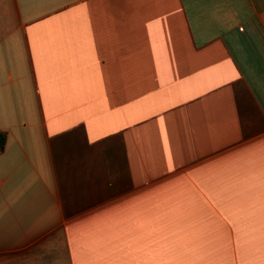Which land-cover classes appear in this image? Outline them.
Wrapping results in <instances>:
<instances>
[{
    "label": "crops",
    "instance_id": "crops-1",
    "mask_svg": "<svg viewBox=\"0 0 264 264\" xmlns=\"http://www.w3.org/2000/svg\"><path fill=\"white\" fill-rule=\"evenodd\" d=\"M0 132V264H264V0H0Z\"/></svg>",
    "mask_w": 264,
    "mask_h": 264
},
{
    "label": "rangeland",
    "instance_id": "rangeland-1",
    "mask_svg": "<svg viewBox=\"0 0 264 264\" xmlns=\"http://www.w3.org/2000/svg\"><path fill=\"white\" fill-rule=\"evenodd\" d=\"M262 202V201H261ZM257 214L260 219V222L256 224V227L260 231H264V206H261L259 208H256ZM215 243V249H217V253L220 251L218 255H214L213 259L215 261H221L223 264H235L236 263V250L237 249V240L235 239H215L213 240ZM256 243L263 248L264 247V237H260V239L256 240ZM261 258H264V256H260ZM220 259V260H219Z\"/></svg>",
    "mask_w": 264,
    "mask_h": 264
},
{
    "label": "trees",
    "instance_id": "trees-1",
    "mask_svg": "<svg viewBox=\"0 0 264 264\" xmlns=\"http://www.w3.org/2000/svg\"><path fill=\"white\" fill-rule=\"evenodd\" d=\"M6 139V135L3 132H0V151L5 149Z\"/></svg>",
    "mask_w": 264,
    "mask_h": 264
}]
</instances>
